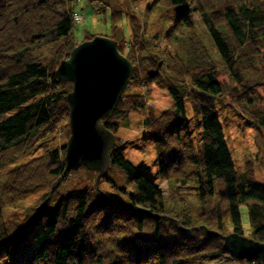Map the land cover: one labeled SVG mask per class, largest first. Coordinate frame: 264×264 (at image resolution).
I'll return each mask as SVG.
<instances>
[{"label":"trees","instance_id":"16d2710c","mask_svg":"<svg viewBox=\"0 0 264 264\" xmlns=\"http://www.w3.org/2000/svg\"><path fill=\"white\" fill-rule=\"evenodd\" d=\"M71 1L0 0V116L18 109L0 121V264H208L229 256L235 264H259L236 259L224 246V235H245V203L247 236L264 242V181L254 177L253 167L245 173L236 169L217 103L228 99L247 124L264 130L259 93L264 87V0H150L143 23L137 15L129 18L128 49L120 42L135 70L104 124L117 134L131 112L147 111L142 124L154 144L158 175L171 193L195 182L197 216L178 202L167 208L161 185L118 144L111 151L110 173L99 186L96 178L62 192L67 142L53 146L41 141L60 128L66 139L70 136L73 83L62 82L56 68L77 45V10ZM178 5L184 12L163 16L164 9L174 11ZM152 12L159 13L165 26L154 35L149 32ZM194 14L221 64L199 35ZM113 18L118 22L114 12ZM55 41L63 42L45 64L36 51ZM221 68L234 86L221 81ZM155 85L174 99L160 114L149 105ZM133 87L144 92H129ZM187 98L193 120L187 116ZM195 131L201 135L197 144ZM37 148L40 156L18 164ZM114 170L124 177L123 186ZM82 171L90 172L81 166L75 173ZM217 180L223 183L218 192ZM103 182L125 192L129 201L112 199L102 190ZM37 194L38 202L25 217L4 220L5 208Z\"/></svg>","mask_w":264,"mask_h":264},{"label":"rangeland","instance_id":"374dc122","mask_svg":"<svg viewBox=\"0 0 264 264\" xmlns=\"http://www.w3.org/2000/svg\"><path fill=\"white\" fill-rule=\"evenodd\" d=\"M149 3L150 0H72L71 6H73L77 11H81L85 14L83 21L80 22L75 19L76 24L73 30L75 42L77 45L81 44L91 36H114L116 37L115 39L118 40L119 44L123 41L124 46H126V49H128V40L131 39L129 18L131 15H137L141 18V22L143 23L144 10ZM156 11H158V9H156ZM113 12L116 13V19H118V22L114 21ZM172 12H176L175 7L174 11L172 8L166 10L164 9L163 16L171 17ZM191 18L195 21V26L198 33L206 42L212 55L219 62V64H221L220 56L212 44L206 29L200 20V16L198 14H194L191 16ZM150 20L151 24L149 32L153 35L154 32L159 31L160 28L163 27V30L165 29L163 18H159L158 12H152ZM116 27H119V29L117 30ZM62 42L63 41H55L53 43L44 45L43 47L37 49L36 55H38L45 64H48L51 61L54 52H56ZM221 71V81L228 86H234V81L226 69L221 68ZM128 91L143 93L144 88L133 87L129 88ZM259 93L264 99V87L259 89ZM151 94L152 97L150 98L149 105L156 114H160L163 110L173 105V96L167 89H163L155 85ZM185 101L187 116L189 119L193 120L194 116L191 101L189 98H187ZM217 108L227 143L235 160L236 169L240 173H245L246 169L253 167L254 177L260 181H264V130L253 128L251 125L247 124L245 118L242 116L239 110H237L226 98L217 103ZM17 111L18 109H14L1 115L0 121ZM146 114L147 111H133L127 118L122 120L121 126L116 134L117 144L124 148L125 156L129 160H131L138 168L145 169L147 175L150 176L157 184L161 185L165 194V204L167 208L173 209L177 207L174 206V202H178L180 207L189 206V208H191V212L195 215L197 211V197L195 195L196 188H193L195 186V182L191 181L187 188H180L179 193H171L167 181L161 180L158 175V165L156 161L157 155L154 144L150 138L149 132L147 129H144L142 124ZM64 129L65 128L58 129V133H55L53 136L50 135L47 137V139H43L41 143L47 142L48 144L50 143L53 146H57L59 144L68 142ZM200 132L202 133L201 128ZM196 133L197 132L195 131L193 139L197 144L200 143L201 135H197ZM38 156H40L39 149L34 150L31 154L22 158L18 164L27 162L31 159L33 160ZM110 169L108 171L109 173ZM77 170L78 169L72 170L74 171L73 174L64 177L67 178L65 180L67 182L64 184L62 192L76 188L81 184H91L93 179H96L98 176V173L97 175L94 174L95 171H82L80 173H75ZM111 173H113L112 175H114L118 185L123 186L125 179L122 174L117 170H114V172ZM222 185L218 180L216 181L217 192L223 188ZM101 188L102 190H106L110 194V197L114 200H119L122 202L129 201L125 192L112 187L106 182L101 183ZM39 198L40 195L37 194L19 203L18 206L5 208L3 217L4 220L25 217L38 202ZM241 213L243 217L245 235L247 236L250 229L249 203L241 205ZM229 257L218 262H211L208 264H235L234 261H232Z\"/></svg>","mask_w":264,"mask_h":264},{"label":"water","instance_id":"95a60500","mask_svg":"<svg viewBox=\"0 0 264 264\" xmlns=\"http://www.w3.org/2000/svg\"><path fill=\"white\" fill-rule=\"evenodd\" d=\"M184 10V6L175 7L179 13ZM134 70V63L120 51L118 40L105 35L76 45L70 56L57 66L58 78L73 83L68 94L70 137L65 152L64 177L85 166L98 173L99 186L101 178L109 171L117 137L105 126L104 120L114 113ZM57 183L59 185L60 179ZM223 240L226 250L236 259L264 264V242L238 232L224 235Z\"/></svg>","mask_w":264,"mask_h":264},{"label":"built area","instance_id":"2783aa9c","mask_svg":"<svg viewBox=\"0 0 264 264\" xmlns=\"http://www.w3.org/2000/svg\"><path fill=\"white\" fill-rule=\"evenodd\" d=\"M84 18H85V14L83 12H81V11H76L74 13V19H77L78 21L81 22V21L84 20Z\"/></svg>","mask_w":264,"mask_h":264}]
</instances>
